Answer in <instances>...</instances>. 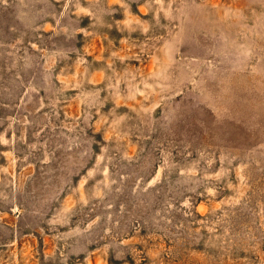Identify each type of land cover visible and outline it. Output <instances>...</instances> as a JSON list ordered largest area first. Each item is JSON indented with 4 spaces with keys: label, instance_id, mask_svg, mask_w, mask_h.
<instances>
[{
    "label": "rangeland",
    "instance_id": "1",
    "mask_svg": "<svg viewBox=\"0 0 264 264\" xmlns=\"http://www.w3.org/2000/svg\"><path fill=\"white\" fill-rule=\"evenodd\" d=\"M0 264H264V0H0Z\"/></svg>",
    "mask_w": 264,
    "mask_h": 264
}]
</instances>
